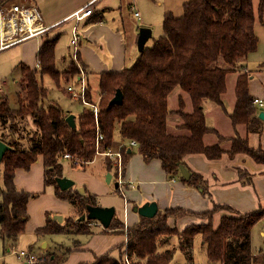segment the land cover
Masks as SVG:
<instances>
[{
    "label": "trees",
    "instance_id": "obj_1",
    "mask_svg": "<svg viewBox=\"0 0 264 264\" xmlns=\"http://www.w3.org/2000/svg\"><path fill=\"white\" fill-rule=\"evenodd\" d=\"M15 1L0 0V5ZM263 14L264 0H258L256 8L253 0H188L183 3L181 15L166 10L162 16V34L151 47L138 51L132 65L98 73L97 113L83 106L74 128L65 121L67 115L57 103H44L48 89L41 77L47 74L58 85L59 78L67 82L73 75L79 76L80 68L71 60L64 69H58L55 55L58 36H44L36 52V65L18 64L21 87L17 92L18 107L12 108L9 98L0 96V140L10 146L0 163L1 241H14L24 231L28 219L26 204L34 194L18 189L14 174L18 168L28 169L38 156L42 157L44 184L52 185L55 195L74 205L77 211L74 216L63 217L61 222L47 213L45 223L36 228V233H91L90 222L95 219L80 216L87 212V205H97L96 194L85 187L81 191L74 184L60 189L55 177L63 176L61 160L65 153L70 155L65 159L72 167L84 168L99 151L113 149L116 124L122 142L119 149L123 171L130 155L137 152L144 161L158 160L168 177L179 174V180L202 193L210 194L208 180L187 166L186 155L202 154L212 160L224 153L231 157L244 155L264 165V149L250 146L246 136L236 131L238 125H244L246 132L262 130L259 107L253 103L248 87L252 74L242 67L248 53L257 47L254 23L256 15L263 21ZM259 68L264 69V60ZM231 71L237 75L234 105L228 116L235 132L226 138L207 125L203 100L224 106L226 75ZM176 86L188 93L192 106L191 111L175 110L181 118L176 126L186 130V134H172L167 130L168 95ZM117 89L122 92V101L110 103ZM62 91L71 96L66 87H62ZM85 97L90 101L91 90L87 83ZM24 115L30 116L35 126L27 146L19 124ZM207 133H215L218 140L207 144L204 141ZM129 140H135L136 146L125 144ZM223 140L230 142L227 150L221 146ZM104 164L108 170L114 168L106 155ZM180 165L190 171L187 179L180 174ZM237 172L241 183L252 182V174L247 170ZM211 201L210 207L201 211L181 206L158 208L153 216L139 215L135 223L127 226L114 214L102 231L124 233L125 240L114 246L119 249L118 255L105 251L95 255L92 261L80 264H169L176 247L160 248V244L176 236L180 251L190 254L196 234L206 246L210 262L262 263L257 262L258 256L251 249V229L264 218V205L239 211L227 203ZM216 214L218 221L214 224ZM182 219L190 221L181 227ZM75 244L74 240L60 252L49 253L46 261L37 264H59Z\"/></svg>",
    "mask_w": 264,
    "mask_h": 264
},
{
    "label": "crops",
    "instance_id": "obj_2",
    "mask_svg": "<svg viewBox=\"0 0 264 264\" xmlns=\"http://www.w3.org/2000/svg\"><path fill=\"white\" fill-rule=\"evenodd\" d=\"M33 1L42 12L44 23L54 26L50 34L46 36L57 35L59 37L61 32H65L68 34L69 39L71 23L65 21L66 16L91 0ZM186 1L188 0H95L94 12L79 24L80 37L77 58L80 60L81 66L83 65L80 68V72L87 75L91 70L99 73L100 71L113 70V68L117 69L125 65L127 60L136 58L138 54L136 44L138 28L140 26H147L151 29L152 18L155 16L157 18L162 17L166 10L178 15L179 12H182L183 3ZM126 11L131 14L128 15ZM135 11H138L139 14L135 15ZM256 20L259 21L258 30L260 32L257 30ZM256 20L254 23V31L257 37L260 35V38L258 37L257 47L252 51L256 53V56L250 57L249 54L252 52H249L244 62L245 66L242 68L252 74L248 83L250 94L253 98H259L264 102V69L259 68V63L264 60V18L263 21H260L256 15ZM42 39H30L16 44L20 45L18 50L20 59L31 67L36 63V52ZM69 55L71 53L63 55L62 58H67ZM2 81L0 80V83ZM3 82V89L0 92L5 91L4 87L6 86V82ZM209 103L211 101L203 100V104L210 107ZM261 107L264 111L263 105ZM262 121L261 132H246L244 125L236 128L239 135L246 136L248 144L254 148L261 147L264 149V120ZM212 122L208 124V121H206L207 125L215 128L220 135L226 138L232 136L221 133L214 123V120ZM114 141L115 145L113 150H117L122 145L119 132ZM227 142L229 141L224 140L221 143V146L225 150L230 145L229 143L228 146H223V143ZM184 160L189 168L202 173L207 178L210 194L202 193L199 189L184 184L174 176L168 177L161 168L160 162L156 159L144 161L137 152H133L130 155L126 162L125 170L122 173V182L124 183H121V189L117 187L118 192L123 195L124 208L127 210L124 217L127 222H124L126 226L138 220L139 214L135 208L144 200L156 202L158 208L181 206L194 211H201L210 207L212 203L211 199L216 202L227 203L239 211L255 209L259 204L264 205V203H261V200L264 199L263 164L255 163L248 156L236 155L231 157L227 153H224L219 159L213 160L207 159L202 154H189L185 156ZM238 169L247 170L248 173L252 174V182L241 183L238 179ZM43 173L42 157L38 156L37 160L27 170L24 168L16 169L14 183L18 189L39 191L44 184ZM110 176L112 175L110 174ZM90 191L95 193L94 187ZM54 194L48 192L39 195L35 199L28 200L26 207L29 213V219L25 223L24 231L14 241L2 242L0 239V264H17L15 261L7 258V253L16 252L14 248L16 242L28 248L24 251L31 250L28 251L31 255H44L48 257L49 253L45 252L46 249L43 252L32 249L40 238V241H45L49 236L37 234L35 231L37 227L45 223L46 214L53 211L62 212L68 206L66 200ZM209 195H211V199ZM130 208L131 211H129ZM188 220L190 219L180 220L179 225L181 226ZM92 224L93 222H90V226ZM259 232L263 234V228ZM71 234H64V243H60L59 247H63V250L66 246L72 245L74 240L77 241V244L71 247L72 249L66 255L64 261L59 264H80L84 263L83 260L89 257V260L92 261L91 255L86 253L84 249L91 251L93 256H95L101 254L103 250L104 252L108 251L109 247L112 248L114 242L119 243L125 240L124 238L117 239L108 237L110 235L107 234L92 236L89 240H80L78 237L81 235L80 233ZM42 246L46 248L47 242H44ZM59 247L56 250L57 252L61 250ZM98 250L100 253H97ZM21 258L23 259L22 263L27 264L25 258Z\"/></svg>",
    "mask_w": 264,
    "mask_h": 264
},
{
    "label": "rangeland",
    "instance_id": "obj_3",
    "mask_svg": "<svg viewBox=\"0 0 264 264\" xmlns=\"http://www.w3.org/2000/svg\"><path fill=\"white\" fill-rule=\"evenodd\" d=\"M255 8L257 7L258 0H253ZM128 13V11H126ZM131 13H128L130 15ZM176 14V13H175ZM182 12H179L178 15H181ZM131 17V16H130ZM132 18V17H131ZM264 18V14H263ZM151 37L146 41L144 47H151L153 45L154 40L159 37L162 34V17L157 18V16L153 17L151 20ZM256 27L258 30L259 21L256 20ZM259 31V30H258ZM260 32V31H259ZM50 34V33H48ZM260 38V35L258 36ZM20 48V45L11 46L9 48H5L3 50H0V80L6 82V86L4 87L5 91L0 92V96L6 95L9 98L10 105L12 108H17V92L20 90V66L17 65L20 62H23V60L20 59V53L18 52ZM72 51V47L70 46L68 34L65 32H61L59 34L58 40L55 44V55H56V67L60 70L64 69L66 65H69L68 63L72 60V62L79 68H82L79 60L76 58L73 59L71 55L67 58H62L63 55H68ZM138 52V51H137ZM257 52V51H256ZM250 57H255L256 53L252 52L249 54ZM70 59V61H69ZM135 58L127 60V63L123 65L122 67L130 66L134 63ZM26 63V62H25ZM29 65V64H28ZM36 63L34 64V66ZM121 67V68H122ZM121 68H113V70H118ZM236 72H228L226 75V81H225V92L223 93V107L214 103H209V106H204V111L206 113V121H208V124L213 123L212 120H214V123L218 127L221 133L224 134H234V126L232 125L230 118L228 116V113L232 110L234 105V80H235ZM79 77H82V80L85 81V88L86 83L89 85L91 90V98L88 99L85 97V91L83 97L80 98H74L73 96H69L66 92L62 91V87H67L68 85H71L74 88V91L79 90L80 86V80L78 79L77 75H73L68 79L67 82L63 81L62 78H59L58 85L56 84L55 80L52 79L49 75L43 74L41 79L43 84L48 89V96L44 100V103L47 104L49 102H55L57 103L63 110L66 115L73 114L75 117V120L77 119L78 114L80 113L83 106H89L92 108L93 104H97L98 97H99V77L98 73L94 71H89L87 75L84 73H80ZM263 102V100H262ZM97 106V105H96ZM208 107V108H207ZM168 108L170 112L168 113L167 117V130L169 133L172 134H186V130H182L177 128V124L181 122V118L179 115L175 112L176 109L181 108L184 111H191L192 106L190 103L189 95L186 91H184L179 86H176L168 95ZM263 108H264V102H263ZM19 120L20 123V132L22 134V140L24 144H28V137L33 133V130L35 129V126L33 125L30 116L24 115ZM240 126V125H238ZM237 126V127H238ZM232 130V131H231ZM118 136V125L116 124V127L114 129V139ZM218 140V136L215 133H207L204 136V141L209 143H214ZM224 141V140H223ZM222 141V142H223ZM227 141V140H226ZM221 142V143H222ZM230 142L223 143V146H228ZM27 146V145H26ZM68 158V157H65ZM62 159L63 163V176L68 177L73 180L74 185L77 188H83L89 189V191L94 187L95 193H96V203L99 206H113L115 208V216L126 222L125 213L127 210L124 208V198L121 193L118 192V188L121 189V183L115 178L117 177V173L114 172V168L107 169L104 164V155L100 151L94 156L93 160L86 164L84 168L81 167H72L68 159ZM112 160V159H111ZM186 163V161H185ZM113 164V162H112ZM187 164V163H186ZM1 168L0 167V187H2V181H1ZM27 170V169H25ZM123 171V163L121 165L120 175L123 178L122 172ZM111 174V179L109 181L106 180L107 174ZM181 174V173H180ZM177 179H180V175L177 174L174 176ZM123 181V180H122ZM118 185V186H117ZM118 187V188H117ZM32 192L34 195H32L29 199H35L39 195L44 193H52L53 186L52 185H44L41 190H28ZM55 195V194H54ZM260 199V198H259ZM261 200V199H260ZM147 200H144L141 204H138V206L143 205L144 203H147ZM68 206L66 210L62 212H48L51 216L53 215H61L62 217L67 216H74L76 213V207L72 204H70L68 201ZM261 203H264V199L261 200ZM49 210V209H46ZM131 211V208L130 210ZM28 219H29V213H28ZM27 219V220H28ZM188 221H185V225ZM214 224L218 221V214L214 217ZM127 223V222H126ZM103 226L99 223V221L94 220L93 224L91 225V233L90 234H81L79 237L80 240H89L92 236H101V235H110L108 237H114L117 239L124 238V233H112V232H104L102 231ZM263 228L264 230V218L259 220L257 223H255L251 229V249L254 253L257 254V258L259 259L257 262L258 264H264V233L260 234L259 230ZM72 235V234H71ZM113 235V236H112ZM63 239H65L64 234H50L45 241L39 239L34 245V248L32 250L34 251H42L46 249L45 252L52 253L57 250L60 243H64ZM118 241V240H117ZM47 242V247L43 248V243ZM123 242V241H122ZM121 241L114 242L112 248L109 247V252L113 256H117L119 253L118 247H114L116 244H121ZM178 239L176 236H173L171 239H167L164 243L160 244V248H166V247H176L175 252L173 255V258L169 262V264H220L219 262H210L206 255V246L201 243V238L199 234H196L193 239V244L191 246V249L189 250L190 254L187 252L180 251V249L177 247ZM16 252L7 253L9 260L15 261L17 264H23V259L18 255V251L20 249L27 250V247H23L22 245L15 243L14 246ZM62 249L63 247H59ZM108 249V248H107ZM31 251V250H28ZM86 253L91 255V259L94 258L91 251L84 249ZM1 252V251H0ZM97 253H100L99 250ZM101 253H104V250L101 251ZM191 256V257H190ZM21 258V259H20ZM90 257L88 259L83 260L84 262H88ZM261 259V260H260ZM64 259H61L60 263H62ZM10 262V261H9ZM257 264V263H256Z\"/></svg>",
    "mask_w": 264,
    "mask_h": 264
},
{
    "label": "built area",
    "instance_id": "obj_4",
    "mask_svg": "<svg viewBox=\"0 0 264 264\" xmlns=\"http://www.w3.org/2000/svg\"><path fill=\"white\" fill-rule=\"evenodd\" d=\"M95 0L87 2L85 5L73 10L65 18V21L70 22L69 29V43L72 47L71 56L77 59L79 37H80V22L86 20L94 12ZM138 15V11L134 12ZM54 26L45 24L43 15L38 5L33 0H17L15 2L5 3L0 5V50L16 45L30 39H41L48 35L53 30ZM81 73V72H80ZM80 86L78 91H74L71 85H68L67 91L74 98L83 97L85 91V81L82 77H78ZM4 82L0 83V91L3 89ZM253 103L262 109L263 102L259 98L254 97ZM94 114L97 113L96 104L92 105ZM101 138V134H98ZM136 146L135 140H129L125 144ZM102 154L112 159L115 172L117 173L116 179L122 182L120 175L122 165V155L120 149L113 150L107 149ZM65 157H70L68 153L64 154ZM18 255L25 258L27 264H37L46 261L47 256L44 255H31L28 251L19 250Z\"/></svg>",
    "mask_w": 264,
    "mask_h": 264
},
{
    "label": "water",
    "instance_id": "obj_5",
    "mask_svg": "<svg viewBox=\"0 0 264 264\" xmlns=\"http://www.w3.org/2000/svg\"><path fill=\"white\" fill-rule=\"evenodd\" d=\"M150 37H151L150 27L140 26L138 28V36H137V41H136L138 51H141L144 48L146 41ZM121 101H122V92L120 89H117L113 97L110 99V103H120ZM258 117L264 120V111L262 109L259 110ZM65 121L72 128L76 126L75 117L73 114H68L65 117ZM9 148L10 146L8 144L0 140V163H1L4 152ZM179 168H180L181 175L185 179H187L190 176V171L183 165H180ZM110 177L111 176L108 173L106 180L109 181ZM55 180L60 189H66L72 186L74 183L72 179L65 177V176L55 177ZM79 189L81 191L83 190V188H79ZM157 209H158L157 204L154 201L144 203L143 205L135 208L136 212L139 215L146 216V217L153 216L156 213ZM86 210L87 212L82 214L80 218L84 219L87 217V218L95 219L99 221V223L103 227H107L110 224V221L115 213V208L113 206L87 205ZM52 217L57 219L58 222L62 221L61 215L56 214V215H53Z\"/></svg>",
    "mask_w": 264,
    "mask_h": 264
}]
</instances>
